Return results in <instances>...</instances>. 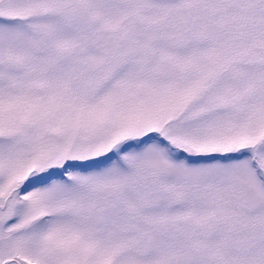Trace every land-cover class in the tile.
<instances>
[{"label":"rangeland","instance_id":"1","mask_svg":"<svg viewBox=\"0 0 264 264\" xmlns=\"http://www.w3.org/2000/svg\"><path fill=\"white\" fill-rule=\"evenodd\" d=\"M0 264H264V0H0Z\"/></svg>","mask_w":264,"mask_h":264},{"label":"trees","instance_id":"2","mask_svg":"<svg viewBox=\"0 0 264 264\" xmlns=\"http://www.w3.org/2000/svg\"><path fill=\"white\" fill-rule=\"evenodd\" d=\"M70 168H79L78 165L70 166Z\"/></svg>","mask_w":264,"mask_h":264}]
</instances>
